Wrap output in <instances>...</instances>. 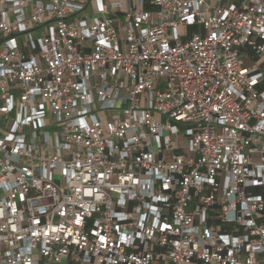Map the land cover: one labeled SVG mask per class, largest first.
Here are the masks:
<instances>
[{"label":"built area","instance_id":"1","mask_svg":"<svg viewBox=\"0 0 264 264\" xmlns=\"http://www.w3.org/2000/svg\"><path fill=\"white\" fill-rule=\"evenodd\" d=\"M0 264H264V0H0Z\"/></svg>","mask_w":264,"mask_h":264},{"label":"rangeland","instance_id":"2","mask_svg":"<svg viewBox=\"0 0 264 264\" xmlns=\"http://www.w3.org/2000/svg\"><path fill=\"white\" fill-rule=\"evenodd\" d=\"M194 29H195V28H190L191 31H193ZM177 125H178V128H179L181 131H184L185 128H186V126L183 125V124H181V123H178Z\"/></svg>","mask_w":264,"mask_h":264}]
</instances>
